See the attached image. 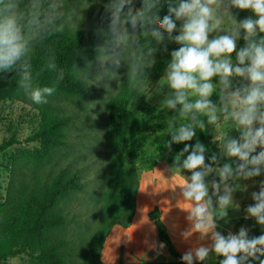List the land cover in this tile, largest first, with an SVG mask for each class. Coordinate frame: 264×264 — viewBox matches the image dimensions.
I'll use <instances>...</instances> for the list:
<instances>
[{
  "label": "clouds",
  "instance_id": "9594fccd",
  "mask_svg": "<svg viewBox=\"0 0 264 264\" xmlns=\"http://www.w3.org/2000/svg\"><path fill=\"white\" fill-rule=\"evenodd\" d=\"M165 4L167 14L161 16ZM107 10L110 35L96 49L97 80H117L123 63L135 98L150 95L145 84L150 83L147 70L156 63L154 54L161 46L167 51L166 42L178 45L157 88L162 92L167 85L162 108L175 113L166 120L171 138L163 144L169 150L173 144L185 145L168 169L171 177H183L176 187L178 205L184 206L178 207L187 213L189 227L181 236L185 241L193 234L198 241L210 240L189 248L182 261L194 264L215 254L223 257L219 264H264V234L250 237L243 226L227 235L217 230L218 222L227 220L228 209L239 208L233 193L242 188L240 181L264 173V0H141L140 7L134 0H111ZM233 10L251 11L256 18L240 20ZM64 18L63 0H0V73L15 72L18 89L37 105L48 103L65 74L57 71L55 56L50 55L41 72H57L56 79L51 86L40 85L33 53L63 31ZM241 39L244 46L238 48ZM73 75L82 84L91 81L89 71L76 65ZM208 126L219 148L210 159L204 143H187L197 129L203 132ZM185 171L191 175H182ZM212 174L218 181L208 179ZM251 198L254 203L246 208L245 219L264 227V181Z\"/></svg>",
  "mask_w": 264,
  "mask_h": 264
},
{
  "label": "rangeland",
  "instance_id": "374dc122",
  "mask_svg": "<svg viewBox=\"0 0 264 264\" xmlns=\"http://www.w3.org/2000/svg\"><path fill=\"white\" fill-rule=\"evenodd\" d=\"M63 3L66 30H85L103 16L111 23V13L107 10L111 0H63ZM134 5L138 7L137 0H134ZM73 9H76L75 15H72ZM250 16L256 18L252 12ZM128 28L131 31L130 25ZM154 58L157 63L158 53L154 54ZM94 64L95 69L89 74L91 81H86L92 88L91 97H53L48 98L47 104L37 105L24 95L19 101L0 102V144L5 140H17V143L0 153V206L10 184L21 188L35 182L37 177L39 182L50 180L63 169L68 170L69 173L77 169L81 170V191L64 194L59 203V211L68 219L63 231L64 238L69 241L66 254L68 264H91V241L105 209V194L111 172L108 105L120 91L123 80L127 78V68L122 63L117 80L107 77L97 80L100 72L97 56ZM147 77L150 83L145 84V92L150 90V95L143 94L142 98L133 101L130 108L152 124L158 132L166 131L167 118L175 114L172 110L162 108L164 94L169 89L165 85L163 91L158 92L160 79L155 81V74L152 71ZM212 99L215 102L218 98L214 95ZM44 106L59 115L71 116L74 119L67 129L69 143L67 147L56 151L44 165L37 166L26 160L16 162V157L19 155L40 147L39 143L30 142L29 138L41 124L40 109ZM204 132L218 147V143L213 142L215 132L212 126H208ZM232 134L238 136L235 131ZM197 137L198 129L193 139ZM158 154L159 151L150 138L137 148L135 154L129 155L128 163L138 168L141 179L136 214L127 231L114 229L110 232L101 254L103 261L174 260L164 247H161L162 243L157 232L148 219V212L155 206L161 208L163 219L181 257L189 248L199 243L205 245L210 243V240L198 241V234H193L187 241L182 238L181 233L189 227V223L186 220L187 213L179 208L184 205H178L180 190L176 185L183 180V177L179 173L171 177L172 173L168 171L174 163L176 154L172 162L164 160L154 165ZM182 175L190 176L191 173L185 171ZM213 178L217 181L219 179L215 174L208 177L209 180ZM261 181H264L263 175L240 181L242 188L233 193L239 208L228 209L227 220L218 222V231L224 235L229 231L238 233L243 226L249 230L250 237L260 232L263 227L252 218L245 219V215L246 208L254 203L251 193L259 190ZM173 195L177 200L175 203L168 200ZM123 239L126 242H123ZM8 264H20V260L11 259Z\"/></svg>",
  "mask_w": 264,
  "mask_h": 264
},
{
  "label": "trees",
  "instance_id": "16d2710c",
  "mask_svg": "<svg viewBox=\"0 0 264 264\" xmlns=\"http://www.w3.org/2000/svg\"><path fill=\"white\" fill-rule=\"evenodd\" d=\"M141 6V0H137ZM237 18L242 20L250 16L251 11L233 10ZM167 14V5L161 11V16ZM109 20L100 18L96 23L85 30L63 31L55 33L42 45H37L33 57V72L39 74L37 83L42 86H51L56 79L57 72H49L44 68L47 58L54 55L57 71L63 70L65 77L57 87L53 97H80L92 96L91 86L85 82H78L73 75L76 65L80 69H87L89 74L95 69L94 59L96 49L102 45L109 32ZM180 22H177L179 28ZM175 34V33H174ZM238 48L244 46L241 39L237 42ZM167 51L161 46L155 66L147 70L155 74V81L163 76L171 51L178 45L166 42ZM235 53L233 54V56ZM19 77L15 72L0 73V102L19 101L24 94L18 89ZM127 84V78L122 82L118 94L108 105L110 131L108 145L110 149L111 172L105 194V209L91 241V264H184L179 260L181 255L174 243L169 229L163 220L162 210L155 206L148 212V219L157 232L159 240L167 247L169 254L174 258L168 262H152L137 259L126 262H105L101 258L105 242L115 226L129 229L136 214L137 195L141 185L138 168L129 164V155L135 154L143 142L152 138V142L159 151L156 165L160 161H173L175 154L182 151L184 144H173L171 150L164 146L170 140L167 131L158 132L154 126L141 118L131 109L133 101L142 98ZM135 98V99H134ZM41 124L38 130L29 138L30 142L40 144L39 148L28 151L16 157V162L26 160L34 165H44L52 155L67 147L68 127L74 120L71 116H62L47 106L41 107ZM196 140L204 143L208 151L206 157L210 159L219 148L198 129V137L189 141L195 144ZM17 143V140H5L0 144V153ZM185 154V158H186ZM209 162V160H206ZM224 162H227L225 159ZM80 172L77 169L72 173L60 170L50 180L39 182L35 179L32 184L19 188L10 184L7 195L0 206V264H8L11 259L18 258L20 264H68L66 259L69 241L64 238L63 231L68 219L59 211L60 199L64 194L79 192L82 189ZM264 177V173H262ZM264 234V227L257 235ZM215 254L203 262L194 261V264H219L220 259ZM255 264V262H252Z\"/></svg>",
  "mask_w": 264,
  "mask_h": 264
},
{
  "label": "crops",
  "instance_id": "0c3cea01",
  "mask_svg": "<svg viewBox=\"0 0 264 264\" xmlns=\"http://www.w3.org/2000/svg\"><path fill=\"white\" fill-rule=\"evenodd\" d=\"M175 198H176V197H174V195H173V196H171V198H168V200L171 201V203H175V202L177 201V200H175ZM163 220H164V219H163ZM114 229H117V230H118V229H121V230H124V231H127V230H128V229H123V228L120 227V226H115V227L113 228V230H114ZM119 234H120V233H119ZM123 236H124V235H123ZM123 236H122V237H123ZM123 238H124V237H123ZM123 242H126V240L123 239ZM127 243H128V242H127ZM162 245H163L165 251H166L167 253H169L168 250H167V247H166L164 244H162ZM136 260H137V259H136ZM134 261H135V260H134ZM152 262H153V261H152Z\"/></svg>",
  "mask_w": 264,
  "mask_h": 264
},
{
  "label": "water",
  "instance_id": "95a60500",
  "mask_svg": "<svg viewBox=\"0 0 264 264\" xmlns=\"http://www.w3.org/2000/svg\"><path fill=\"white\" fill-rule=\"evenodd\" d=\"M179 260L181 261L182 259L180 258Z\"/></svg>",
  "mask_w": 264,
  "mask_h": 264
}]
</instances>
